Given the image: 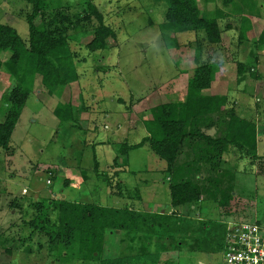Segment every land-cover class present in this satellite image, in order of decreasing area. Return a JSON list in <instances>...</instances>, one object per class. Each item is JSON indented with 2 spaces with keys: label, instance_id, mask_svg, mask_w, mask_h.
<instances>
[{
  "label": "rangeland",
  "instance_id": "obj_1",
  "mask_svg": "<svg viewBox=\"0 0 264 264\" xmlns=\"http://www.w3.org/2000/svg\"><path fill=\"white\" fill-rule=\"evenodd\" d=\"M43 1L49 8L48 15L62 12L73 20L84 17L89 4H94L114 30L115 38L108 40L105 50L91 52L88 45L93 37L80 39V32L86 27L71 30L69 42L80 80L49 93L37 76L12 135L10 150L0 149V264H87L77 260V241L70 246L62 240L53 241L59 231L56 226L49 227V235L30 227L38 213L35 205L68 200L171 214L174 209L170 205L168 183H152L159 180L155 169L165 168L166 163L150 146L131 151L129 167L136 174L121 175L128 169L123 159L115 156L124 143L119 138H109L97 149L100 140L95 136L103 139L115 132L119 123L127 126L130 123L122 141L128 144L142 141L147 135L143 124L152 118V108L184 102L190 77L202 64L215 67L212 86L204 94L227 96L238 115L249 121L261 120L264 128V48L258 53L260 79L248 77L246 82L237 83L238 62L253 59V39L264 25V0H234L229 7H223V0H196L205 17L213 18L218 9L234 13L219 20L223 32L219 45L208 44L202 31L184 34L164 31L167 13L164 0ZM245 2L255 4V9L247 8ZM239 8L245 9L243 14H237ZM31 13L32 5L26 0H0V24L13 27L27 43L30 38L27 17ZM91 25L89 29L97 26V21L93 20ZM243 26L251 40L240 41ZM0 57L4 61L8 58L5 54ZM7 88L8 82L1 81L0 124L6 115L1 100ZM65 100L74 103L80 114L75 124H62L53 113L59 102ZM88 111L98 121L97 131L92 129V133L86 123ZM258 155L257 161L242 158L228 163L230 169L238 172L235 198L230 207L222 208L232 216L221 217L220 206L206 202L201 209H177L181 217H196L194 222L203 220L209 227L228 221L260 222L264 226V142L258 146ZM180 161L185 162L186 157L182 156ZM208 176L203 172V179ZM56 216L57 211L51 209L50 217ZM209 229L213 231L212 227ZM202 238L204 245L200 247L198 241ZM213 247L206 230L186 235L163 230L156 236L107 230L102 256L115 259L159 252L161 264H224V248L213 251Z\"/></svg>",
  "mask_w": 264,
  "mask_h": 264
},
{
  "label": "trees",
  "instance_id": "obj_2",
  "mask_svg": "<svg viewBox=\"0 0 264 264\" xmlns=\"http://www.w3.org/2000/svg\"><path fill=\"white\" fill-rule=\"evenodd\" d=\"M32 5V13L27 22L30 38L25 42L17 31L5 24H0V54L7 55V60L0 57V82L6 80L9 88L2 97L6 108L5 120L0 124V149L10 150L12 135L19 123L23 108L34 90L37 76L49 93L57 88L68 87L80 80L75 62V54L70 46L69 31L79 30L80 39L92 36L88 45L91 52L105 50L108 40L115 38L114 30L105 23L104 15L90 3L84 17L73 20L65 13L50 16L49 8L43 0H26ZM167 5L165 23L162 28L167 33L200 32L210 45H219L223 40L220 19H226L234 13L218 9L213 18L205 17L196 0H164ZM252 2V0H250ZM234 0H223V7H229ZM244 5L248 8L255 4ZM245 7V8H246ZM239 8L237 14H243ZM93 20L97 26L89 29ZM247 22L243 20V25ZM240 41L251 40L244 32ZM254 51L251 61L238 62L237 83L240 85L249 78L260 79L258 74L259 52L264 48V28L258 38H254ZM250 57V59H251ZM215 67L202 64L191 75L185 101L167 103L152 108V119L145 123L148 136L137 144L124 143L118 150L123 165H128L131 151L149 145L151 150L166 163L165 174L168 180L171 206L177 210L182 207L202 208L203 203L220 206V216L230 217L224 205L230 207L234 201L237 170L230 169L224 158L234 148L240 159L252 161L259 159L256 123L238 115L227 96L204 94L211 88ZM54 115L63 124H75L79 113L70 103H60L54 109ZM217 129L218 136L210 137L203 129ZM193 153V158L181 163L185 151ZM187 157V155H186ZM118 158L115 159L117 161ZM117 163V162H116ZM203 172L209 176L203 179ZM45 207V210H43ZM37 216L30 227L35 232L49 235V227L56 226L58 235L54 242L62 240L67 246L78 244L77 260L87 264H161V253L144 252L138 256L103 259L102 253L107 230L128 231L144 235H157L166 230L170 234H189L207 231L213 251L224 248L226 223L213 224L206 221L194 222V218H184L178 211L171 214L142 212L135 209L101 207L79 204L71 201L37 204ZM57 211L55 219L50 217V210ZM260 223V222H259ZM200 247L204 239H199ZM198 246V248H200ZM167 264H172L167 262Z\"/></svg>",
  "mask_w": 264,
  "mask_h": 264
},
{
  "label": "built area",
  "instance_id": "obj_3",
  "mask_svg": "<svg viewBox=\"0 0 264 264\" xmlns=\"http://www.w3.org/2000/svg\"><path fill=\"white\" fill-rule=\"evenodd\" d=\"M224 264H264V226L259 222H226Z\"/></svg>",
  "mask_w": 264,
  "mask_h": 264
},
{
  "label": "crops",
  "instance_id": "obj_4",
  "mask_svg": "<svg viewBox=\"0 0 264 264\" xmlns=\"http://www.w3.org/2000/svg\"><path fill=\"white\" fill-rule=\"evenodd\" d=\"M263 28H264V25H263ZM263 28H262V30H263ZM261 33V32H260ZM260 33H259V35H260ZM258 35V36H259ZM258 36H255V38H258ZM213 95H217V94H213ZM148 98V97H147ZM146 98V99H147ZM58 103V102H57ZM60 103H70V102H66V100H65V102H59V104ZM168 103H170V102H168ZM70 104H72V106L74 107V109L75 110H77L76 108H75V104L74 103H70ZM55 108V107H54ZM54 110V109H53ZM54 112V111H53ZM86 114H88L89 115V120L86 122L87 123V125H88V130L89 131H91L90 133H92V129L94 130V131H97V123H96V121H97V119L96 118H93L92 116H91V111L89 112L88 111V113H86ZM80 115V114H79ZM259 115V114H258ZM243 117V116H242ZM152 118H148L147 119V121H150ZM78 120H80V118H79V116H78ZM81 120H83V117H81ZM98 122V121H97ZM252 122H254V120H252ZM254 123H256V126H257V136H258V146H259V144L260 143H262V142H264V128L262 127V124H261V120H258V121H256V122H254ZM93 124V127H90L91 125ZM90 125V126H89ZM130 123H129V126H127V124H121V123H119L118 124V126L116 127V131L115 132H112V133H110L109 135H108V137H103V139L102 138H100L99 136H95V138H97L98 140H100V142H97L98 143V146L96 147L97 149H100V147L99 146H101V145H104V144H106L107 142H109L110 141V139H112V140H114V139H116V138H119L120 140V142H122V143H127V142H123L122 141V138L125 136V135H127L128 134V132H129V130H130ZM143 126L145 127V125L143 124ZM107 125H105V129H107ZM127 127V128H126ZM145 129H146V127H145ZM122 131V132H121ZM146 133H147V135L144 137V138H146L147 136H148V131H147V129H146ZM203 133L204 134H206V135H208V136H210V137H213V138H216V133H217V130H216V127L214 128H210V129H203ZM105 138V139H104ZM110 138V139H109ZM143 138V139H144ZM117 143H119L118 141H117ZM129 145H134V144H129ZM186 153H185V156L184 157H186V155H187V157H186V159H189L191 156L193 157V153L192 152H190L189 150H187L186 149V151H185ZM115 157H117V155L115 156ZM224 158L226 159V161L228 162V163H233V161L232 160H240V155L237 153V151L234 149V148H231L230 150H229V154H225L224 155ZM130 161V160H129ZM126 167V169H128V171H124V172H121V175H124V174H126V173H133V174H136V172H134V171H130V167H129V163H128V165H126L125 166ZM165 170H166V167L165 168H163V169H155V171L157 172V174H159V180H158V182L157 181H152V183L154 184H157V185H160L161 183L162 184H164V183H168V178L167 179H164V176L166 175L165 174ZM124 184H126V182L124 181ZM171 203V202H170ZM144 205H145V203H143ZM158 206L159 204H155L154 203V206ZM171 205V204H170ZM193 208H195V207H193ZM173 209V208H172ZM175 211H177V210H173L172 212H175ZM156 212V211H155ZM155 212H152V213H155ZM156 213H158V212H156ZM191 218H194V219H196V217H191Z\"/></svg>",
  "mask_w": 264,
  "mask_h": 264
}]
</instances>
